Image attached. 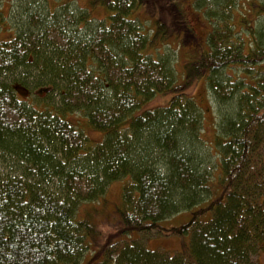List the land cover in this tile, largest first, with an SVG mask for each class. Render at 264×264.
I'll use <instances>...</instances> for the list:
<instances>
[{
    "label": "trees",
    "instance_id": "obj_1",
    "mask_svg": "<svg viewBox=\"0 0 264 264\" xmlns=\"http://www.w3.org/2000/svg\"><path fill=\"white\" fill-rule=\"evenodd\" d=\"M175 1L20 0L10 14L11 0H0V33L10 31L0 38V264H253L264 249V22L251 26L244 15L242 33L237 0H192L210 31L178 81L189 40L177 56L155 44L169 36L165 12L176 16ZM150 3L161 10L152 36L151 18L136 13ZM97 4L109 12L102 19L91 15ZM249 6L264 16V0ZM202 78L219 108L211 141L186 91ZM16 85L51 87L53 99L30 102ZM167 93L165 106L137 113ZM75 113L102 141L67 119ZM208 147L219 156L218 187ZM122 179L113 229L79 217L82 203ZM185 211L181 226L162 224ZM153 230L190 242L176 254L151 250L135 235Z\"/></svg>",
    "mask_w": 264,
    "mask_h": 264
},
{
    "label": "rangeland",
    "instance_id": "obj_2",
    "mask_svg": "<svg viewBox=\"0 0 264 264\" xmlns=\"http://www.w3.org/2000/svg\"><path fill=\"white\" fill-rule=\"evenodd\" d=\"M249 1L253 0H237V4L234 7V14L233 19L234 22L237 25V30L242 31V33H245L246 26L242 23H240L239 18L245 17L248 19V24L253 26L254 24L258 25L260 22H264V16H258L256 18V15L253 12H250V6ZM257 1V0H254ZM47 2V0H46ZM50 4H54L55 0H49ZM80 5L87 6L89 5V0H79ZM176 5L179 7L176 12V16L173 17L168 11L165 12V18L168 25L169 30V36L164 41L161 39H158L155 41V44L159 46L160 48L158 50L162 51L163 48H167V43L170 44V46H173L175 48V54L177 56L178 51V43H180V40H189V46L182 43L181 49L179 50V55L176 59V71L178 73V81H182L183 75H184V69L185 65L191 61V56H189V52H202L207 46H206V37L208 32L210 31V23L208 18L204 16V10L203 7L202 10L196 9L193 4L192 0H183L184 4L181 0H176ZM160 4H164V0H159ZM159 4V5H160ZM11 6H9V3H5V9L6 11L12 12L13 8L15 6L20 7V0H11ZM149 7H140L137 9V15L141 18L149 19L151 18L152 23H146V27H149V34L150 36L153 35V30L156 31L157 27L154 23L155 18L158 19L161 15V10L158 7H154L152 3L148 5ZM167 6H170V4H167ZM72 8V7H71ZM17 11V10H16ZM16 11H14L16 13ZM106 14H109L106 9L97 4L94 6H91V15L97 19H102ZM153 14V15H151ZM157 15V16H156ZM13 16H10L9 23L7 24V27L14 28V25L12 23ZM147 22V21H146ZM249 26V25H248ZM174 29L176 30V33L173 34ZM83 30V29H82ZM0 38H6L10 31H7L6 29L3 30L1 33ZM187 34H189L187 36ZM155 35V34H154ZM246 36V35H243ZM246 40H249L246 36ZM168 49V48H167ZM152 52L153 49H152ZM156 52V51H155ZM242 70H236V75H243L241 73ZM20 88V87H19ZM29 92L26 93L24 97H28V100L31 102H39V99H45L49 98V100L53 99L52 96H46L45 94L47 92H51V87H36V88H30ZM43 89H47L44 91ZM40 90H43L41 93ZM186 91L192 95L198 105L202 108L204 112V124H203V132H204V138L208 141H211L214 138L215 131H216V125L217 122L220 119L219 116V108L216 104L215 100L213 99V96L211 92L208 91L206 87V83L204 79H198L195 81L194 84H192L190 87L186 89ZM41 98H38V97ZM171 97V93L167 94H158L154 98H152L148 103H146L140 110L137 111V113H141V111L145 109H153L160 106H165L169 99ZM58 97L55 98L57 100ZM67 119L71 121L72 123L76 124L78 127H81L84 129L85 133L88 135L90 140L96 144L102 141L104 133L100 130H96L88 125L86 122V119L83 117L81 113H75L72 115H68ZM209 148V152L211 154V167L210 170L211 178L213 182L214 187H218V176H219V169L216 167L217 163L219 162V156L217 155L216 151L214 149ZM264 154V149H263ZM125 179L118 180L115 182H112L108 189L107 193L104 199L96 200L92 202H85L82 203L78 215L80 216H87L89 217L93 222L96 223V225L99 226V228L104 232V230L113 229V224L117 221L115 218L116 211L118 209V206L120 205L121 200V189L124 184ZM220 193V190L218 194ZM206 205V204H205ZM204 207V206H203ZM90 214V215H89ZM207 220L210 218V212L206 216H204ZM191 218V213L188 211L182 212L179 215H175L174 217H171L165 221L162 222V224L170 228L172 226H181L182 224L189 221ZM136 238H138V241L148 247L151 250H157L166 252L168 254H176L184 249L185 246L188 245L190 242V236H181V235H175V234H160L159 232L153 230L149 232H143L135 235ZM91 257L90 250L86 253V260ZM85 264V262H84ZM253 264H264V249L260 250L259 253L254 255L253 257Z\"/></svg>",
    "mask_w": 264,
    "mask_h": 264
},
{
    "label": "water",
    "instance_id": "obj_3",
    "mask_svg": "<svg viewBox=\"0 0 264 264\" xmlns=\"http://www.w3.org/2000/svg\"><path fill=\"white\" fill-rule=\"evenodd\" d=\"M16 88L19 89V86L16 85ZM43 90L46 91L47 89H43ZM43 90H40V93H41ZM19 91H20L23 95H26V93L28 92V91H26V90H24V89H19Z\"/></svg>",
    "mask_w": 264,
    "mask_h": 264
}]
</instances>
